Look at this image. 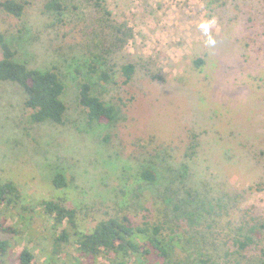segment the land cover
Here are the masks:
<instances>
[{"label": "rangeland", "instance_id": "374dc122", "mask_svg": "<svg viewBox=\"0 0 264 264\" xmlns=\"http://www.w3.org/2000/svg\"><path fill=\"white\" fill-rule=\"evenodd\" d=\"M49 1L30 0L21 19L0 8L17 59L57 68L67 106L63 124L34 123L23 90L0 83V181L14 183L27 208L0 217L14 229L0 231L11 247L0 264L27 248L33 264H51L65 226L53 227L44 201L75 209L86 231L119 212L138 226L173 228L179 217L170 264H264V230L238 254L250 226L264 225V0H59L60 15ZM91 63L110 81L89 74ZM81 81L116 108L113 123L88 122ZM145 170L154 183L139 180ZM55 259L88 264L75 242Z\"/></svg>", "mask_w": 264, "mask_h": 264}, {"label": "trees", "instance_id": "16d2710c", "mask_svg": "<svg viewBox=\"0 0 264 264\" xmlns=\"http://www.w3.org/2000/svg\"><path fill=\"white\" fill-rule=\"evenodd\" d=\"M30 0H0V8L10 16L21 19L25 14ZM100 7V4H97ZM46 10L62 14L66 7L59 0H50ZM0 83L18 85L24 92L26 99L24 107L29 111L34 123L52 122L63 124L67 112L64 101L66 91L62 75L57 68L50 70L31 69L26 63L20 62L18 51L7 41L5 34L0 33ZM201 63V61H199ZM95 63L89 66V74L97 75L100 81L109 82L111 75L98 70ZM135 67L125 65L122 73L125 83L133 77ZM79 104L85 110L87 120L92 123H113L116 119V108L107 105L103 99L94 95L93 86L88 81H81L79 86ZM140 181L154 183L156 175L150 171H142ZM53 184L62 188L66 180L57 175ZM45 214L50 216L53 227L57 230L64 227L54 237L50 263L60 256L70 243H76L80 257L88 264H97L99 258H105L109 264H170V259L179 247L178 234L181 231L179 217L174 220L176 227H165L163 220L152 224L148 221L141 226L136 225L131 215L119 212L109 219L99 221L90 231L82 229L78 223L75 209L69 208L63 202L44 201ZM27 208L23 205V198L19 188L12 182L0 181V217L4 212H20ZM264 225L250 226V235L238 241V254L257 245L256 239L263 236ZM0 231L12 233L11 229L0 220ZM170 231L171 233H167ZM181 242V241H180ZM9 242L0 241V252L8 251ZM16 264H33L34 254L30 249H24L17 254ZM239 263V260L236 259ZM201 264H211L210 260L202 259Z\"/></svg>", "mask_w": 264, "mask_h": 264}]
</instances>
